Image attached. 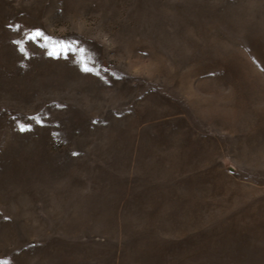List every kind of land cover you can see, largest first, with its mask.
<instances>
[{"label":"rangeland","instance_id":"374dc122","mask_svg":"<svg viewBox=\"0 0 264 264\" xmlns=\"http://www.w3.org/2000/svg\"><path fill=\"white\" fill-rule=\"evenodd\" d=\"M0 261L264 264V0H0Z\"/></svg>","mask_w":264,"mask_h":264},{"label":"snow or ice","instance_id":"6c2138e0","mask_svg":"<svg viewBox=\"0 0 264 264\" xmlns=\"http://www.w3.org/2000/svg\"><path fill=\"white\" fill-rule=\"evenodd\" d=\"M16 27H18V26H16ZM37 37H41L44 40H50L51 39V37L45 36L39 29L34 30V34H30L27 38L28 39H35ZM60 43H61V46L65 50H67L68 45L64 44L63 42H60ZM21 51H24V49L21 48ZM49 54L51 55L53 53L50 52ZM83 70H85V71H91V69L87 68L86 66H84V69ZM19 127H20V130L21 131H24L26 129L27 125H19ZM0 264H7V261H0Z\"/></svg>","mask_w":264,"mask_h":264}]
</instances>
